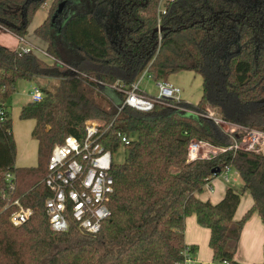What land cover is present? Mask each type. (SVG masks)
Here are the masks:
<instances>
[{
  "label": "trees",
  "instance_id": "16d2710c",
  "mask_svg": "<svg viewBox=\"0 0 264 264\" xmlns=\"http://www.w3.org/2000/svg\"><path fill=\"white\" fill-rule=\"evenodd\" d=\"M47 1L0 0V27L25 38ZM160 1L51 0L34 33L52 59L0 43V264H179L186 248L195 252L185 241L191 216L210 230L214 260L241 264L235 254L245 224L255 214L264 224V152L229 150L189 160L188 147L192 139L232 144L208 109L264 131V0H164L159 9ZM158 27L163 31L155 32ZM184 70L202 77L198 103L167 100L151 112L119 111L143 75L158 82ZM36 77L59 80L20 110L21 120L35 121L39 159L68 135L84 138L91 119L103 129L112 124L100 141L113 154L122 147L118 133L130 138L125 161L113 162L110 215L96 234L72 220L67 231L52 230L42 164L15 167L7 102L19 81ZM226 167L238 172L253 200L239 220L241 194L233 187L216 203L197 195ZM7 172L16 175V197L33 210L20 226L10 221L17 207L1 196Z\"/></svg>",
  "mask_w": 264,
  "mask_h": 264
},
{
  "label": "built area",
  "instance_id": "2783aa9c",
  "mask_svg": "<svg viewBox=\"0 0 264 264\" xmlns=\"http://www.w3.org/2000/svg\"><path fill=\"white\" fill-rule=\"evenodd\" d=\"M164 0L160 1L162 9ZM25 41V38H20ZM40 50L44 56L52 57L43 49L35 46H22L20 53ZM158 93L150 95L143 93L138 88V82L132 84L127 91V96L119 111L124 106L132 107L142 112H151L156 103L167 100H181L180 89L170 81L157 82ZM33 101L42 99V91L36 87L31 91ZM206 116L220 125L233 139L231 145L216 147L210 143L192 139L188 147V159L194 160L199 157L226 152L229 150H245L252 152H264V131L254 128H247L238 124L224 121L214 110L208 109ZM102 124L91 119L85 124V136L80 139L68 135L62 143L55 145L48 157L44 183L50 190V195L45 200V208L49 217L52 230L64 232L69 229L70 221L78 224L81 230L89 234H96L100 231L102 223L109 217L110 210L108 199L114 190V178L111 169L114 162L112 151L105 147L100 141L106 131ZM121 144L128 145L130 138L125 133H118ZM232 168L226 167L222 173L215 177L222 176L226 181L230 180L229 172ZM6 187L1 191L9 205L16 206L10 215V221L14 226L26 223L33 214L30 207L24 206L16 197V175L13 172L5 174ZM213 190L211 181L206 186ZM184 260L179 264H192L193 253L186 248L183 252ZM223 264H228L226 261Z\"/></svg>",
  "mask_w": 264,
  "mask_h": 264
},
{
  "label": "crops",
  "instance_id": "0c3cea01",
  "mask_svg": "<svg viewBox=\"0 0 264 264\" xmlns=\"http://www.w3.org/2000/svg\"><path fill=\"white\" fill-rule=\"evenodd\" d=\"M44 5H49L48 3ZM49 6L47 7L46 11L43 12L42 14L40 13L41 8L37 11L35 14L33 21L35 18L38 17L39 15V21L37 24L34 26H29V33L25 37V41H21L20 38V47L22 46H35L37 47L38 44L41 45L40 49L45 50L46 43L41 40L39 37H37L34 33L35 28L40 25L44 19L47 17L48 12H49ZM5 30V29H4ZM19 44H18V50L20 49ZM17 49V48H16ZM193 72V71H191ZM179 73H174L171 75L173 78V81L167 79L166 81H170L173 84H175L177 87L180 89V96L182 100H185L190 103H198L201 96H202V90H201V95L198 99H191L193 95L188 92V88L185 85V82H179ZM143 78L138 81V88L141 92L153 95L149 92H147L145 89H142V84H143ZM201 76V75H200ZM202 79V77H201ZM34 80H31L33 82ZM203 81V80H202ZM157 83V82H156ZM38 87L41 90L40 85H35V88ZM15 94V93H14ZM13 96V95H12ZM31 101V98L27 100L25 104ZM24 104V105H25ZM8 105V104H7ZM23 106V105H22ZM22 107H18V112L20 114V110ZM9 109V106H8ZM34 121V120H33ZM35 123V121H34ZM35 125V124H34ZM14 133V132H13ZM15 137V135H14ZM16 141V137H15ZM17 144V141H16ZM17 159V158H16ZM40 162L38 163V165ZM38 165H35L34 163H23L20 164L15 161V167H36ZM235 170V169H231ZM236 171V170H235ZM238 174V172L236 171ZM239 176V175H238ZM221 177V176H219ZM240 177V176H239ZM241 179V178H240ZM234 180L236 181L235 177ZM242 181V179H241ZM229 181H226L225 179H219L218 177H214L211 180V186L213 187V190H208V188H204V191L202 193L197 194L200 199L203 200H210L213 203L218 202L221 200L225 194V191L229 186L227 183ZM243 183V181H242ZM242 200V199H241ZM245 204L242 207V201L240 202L237 211L235 213V219L239 220L243 217V215L253 206V200L248 192V195H245ZM209 238H210V230L200 226L194 216H191L187 221H186V231H185V241L188 245L194 246L195 247V252L193 253V263L194 264H215L214 263V258H213V251L209 246ZM235 260L238 261L241 264H261L264 262V224L262 223L260 217L255 214L252 218H250L247 223L244 226L242 236L239 242L238 250L235 254ZM221 264V263H220Z\"/></svg>",
  "mask_w": 264,
  "mask_h": 264
},
{
  "label": "rangeland",
  "instance_id": "374dc122",
  "mask_svg": "<svg viewBox=\"0 0 264 264\" xmlns=\"http://www.w3.org/2000/svg\"><path fill=\"white\" fill-rule=\"evenodd\" d=\"M47 3L50 4L51 0H48ZM48 6L49 5H43L40 13L42 14L43 12H45ZM38 21L39 15L34 19L30 28L37 24ZM0 43L12 49L17 48L16 50H18V44L19 47L21 45L16 35L4 30L2 27H0ZM37 48H41V45L38 44ZM36 53H40V50H36ZM171 75L168 76V79L173 81L174 77H171ZM178 76L179 82H185V85L188 88V92L193 95L191 99H198L201 95L202 90L201 76L194 71L191 72L190 70L181 71ZM33 80V82L26 80L19 81L15 94H13V96L9 98L7 103L12 117L13 132L17 141L16 162L20 164L34 163L35 165H38V163L41 162L40 164H42V171L45 174L48 156L45 155L42 160L39 159L41 155L39 154L38 142L32 134L35 123L33 120H21L19 117L18 107H22V105H24L29 98H31L32 100L31 91L35 89V85H40L42 88L44 87L53 90L58 85L59 80L56 78L47 77H36ZM142 89H145L147 92L153 95H156L158 93L157 83L148 76H144ZM113 159L115 163H123L125 161L126 151L123 146L114 154ZM229 176L230 180L227 184L241 194L242 209L243 205L245 204V195H248V191L244 190L243 183L235 170L230 171ZM234 177L236 181L234 180ZM218 178L224 179L222 176ZM189 218L190 217H188L187 220ZM214 263L220 264V262L217 260H215Z\"/></svg>",
  "mask_w": 264,
  "mask_h": 264
},
{
  "label": "water",
  "instance_id": "95a60500",
  "mask_svg": "<svg viewBox=\"0 0 264 264\" xmlns=\"http://www.w3.org/2000/svg\"><path fill=\"white\" fill-rule=\"evenodd\" d=\"M163 31V28L162 27H158L155 29V32H162ZM160 73L162 74L163 71H160Z\"/></svg>",
  "mask_w": 264,
  "mask_h": 264
}]
</instances>
